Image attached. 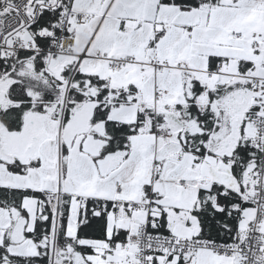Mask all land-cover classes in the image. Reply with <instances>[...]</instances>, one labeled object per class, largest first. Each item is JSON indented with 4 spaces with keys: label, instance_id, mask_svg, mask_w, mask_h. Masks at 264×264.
I'll use <instances>...</instances> for the list:
<instances>
[{
    "label": "snow or ice",
    "instance_id": "obj_1",
    "mask_svg": "<svg viewBox=\"0 0 264 264\" xmlns=\"http://www.w3.org/2000/svg\"><path fill=\"white\" fill-rule=\"evenodd\" d=\"M0 264H264V0H0Z\"/></svg>",
    "mask_w": 264,
    "mask_h": 264
}]
</instances>
